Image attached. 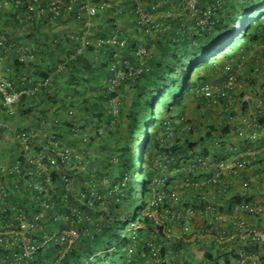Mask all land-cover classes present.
Returning a JSON list of instances; mask_svg holds the SVG:
<instances>
[{"label":"trees","instance_id":"trees-1","mask_svg":"<svg viewBox=\"0 0 264 264\" xmlns=\"http://www.w3.org/2000/svg\"><path fill=\"white\" fill-rule=\"evenodd\" d=\"M4 1H1L0 7V20L4 24L11 20L13 24H21L18 14L23 18L30 15L24 11L25 0H22L24 5L20 8H16L15 0H11V11L14 8V12L5 21L2 16ZM47 1L43 0V3ZM92 1L100 7L104 6L95 18L106 13L112 16L111 35L100 28L87 26L86 21L90 19L92 22L95 18L85 16L79 19V14L83 13L78 9L83 5L80 0L66 1L65 9L59 16L60 22L68 14L70 20L80 27L77 33L70 35L74 44L66 55L59 47L56 54H50L47 62L40 60L38 54L36 61L28 65L16 58L15 74L9 77L2 72L17 87L33 86L22 84L23 74L37 80L51 78L52 83L35 95L23 96L15 113L3 107L0 97V121L10 137L0 140V149L2 143H6L8 146L3 145V151L9 155L7 162L0 158V163L20 162L27 167L26 151L29 145L36 143L30 135L42 129L44 123L45 129L39 134L44 136L40 145L49 148H53L54 144L68 146L82 154L86 171L77 184L81 196L68 192L60 173L55 171L51 174L49 187L53 208L44 210L39 196L45 193L26 191L22 188L23 182L17 184L14 179L6 183L3 181L6 191H0V229L10 221L16 209L22 208L34 213L45 212L46 217L41 221L45 228L41 232L53 235L72 228L79 232V240L66 253L55 238L39 250L30 264H240L243 260H247V264H264V244L238 239L226 250H221L216 242L208 246L207 243L190 245L182 241H162L165 245L161 258L167 255V249H171L170 257L154 261L152 247L161 243V237L153 236V227H156L154 218L146 214L147 210L141 214L139 207L145 193L151 201L155 194L154 181L159 175L171 176L174 170L187 169L178 173L180 179L186 180L191 174L189 168L196 159L208 158L212 150L213 160L216 161L230 144L227 139L235 135L237 126L229 119H235L236 115L230 114L222 122L215 117L208 120L202 115L197 120H201L200 126L196 123L194 129L190 127L194 124L191 116L193 107L187 103H198L199 110L209 108L218 115L227 116L212 110L208 100L199 95L198 90L215 85L216 79L224 76L222 71L225 66L238 55L242 57L264 45V0H226L223 7L213 14L212 24L200 25L193 33L184 31L180 26L181 18H160L157 21L171 23L174 28L168 31L157 28L156 22L141 24L135 10L143 0ZM145 2L149 5L156 0ZM198 2L199 8L205 10L211 0L206 4H202L201 0ZM169 8L171 4L157 11H152V6L147 10L156 15ZM47 16L25 20L35 27L42 23V19L50 21L51 15ZM182 18L186 19L185 16ZM120 22H127L126 27L132 26L135 38H130L121 30ZM190 24L195 25L197 21L192 19ZM89 30L90 33H87ZM2 34L17 42L4 29H0ZM113 36L125 40L126 45L120 48L118 45L99 44L100 40L106 41ZM19 45H30L37 53L32 43ZM142 46L153 48L151 58H137L136 53ZM0 52L3 54L2 50ZM101 57H104L103 60ZM229 65L231 68L236 66L233 63V66ZM128 66L143 71L131 75L127 71ZM123 71L125 75L119 77L118 73ZM59 77H63L64 81L58 82ZM114 81L117 83L114 84ZM115 98H118V104L113 108L110 103ZM251 104L254 102H243L241 110L236 112L248 114ZM8 120L10 124H7ZM256 120V123L264 125V112ZM202 123L206 126L201 129ZM197 130L205 131L192 141L190 135ZM26 137L28 139L24 142ZM251 142L248 139L247 143ZM37 150L42 148L37 147ZM112 169L118 174L115 175ZM245 174L239 179L246 186L236 185L233 180L224 189H220L219 184L212 185L210 188L215 196H210V202L203 201L199 196H189L191 192L183 189V203L195 207L200 203L216 204L222 211L231 208L229 211L232 213L239 205H252L262 188L251 183ZM193 175L206 180L211 177V172L199 168ZM33 180L37 181L35 177ZM38 180L44 183L45 177L41 175ZM142 187L144 192L140 198ZM89 200L94 201L93 206L89 205ZM54 210L59 217L69 216L71 219L55 220ZM238 216L257 218L244 211H238ZM133 223L144 227L127 231L126 226L131 227ZM256 224V228L264 230V224ZM232 229L234 231L235 228ZM35 240L43 242L44 238L40 236ZM4 254L0 251V258Z\"/></svg>","mask_w":264,"mask_h":264},{"label":"built area","instance_id":"built-area-1","mask_svg":"<svg viewBox=\"0 0 264 264\" xmlns=\"http://www.w3.org/2000/svg\"><path fill=\"white\" fill-rule=\"evenodd\" d=\"M0 0V7L1 2ZM11 0H5L2 6L7 7ZM66 1L68 0H48L45 4L43 0H25L26 9L25 12H29V16H25V19L34 17H44L50 14V21L52 23H58L61 10L65 9ZM71 1V0H70ZM83 5L78 9L83 13L79 14V19L82 17L95 18L96 15L103 10L104 6L94 3L92 0H80ZM141 2L135 10V15L139 18L141 24H147L162 19L169 18H181V27L185 32L193 33L200 25H211L212 16L216 11L220 10L226 0H211L205 10L199 8L198 0H156L151 4H147L145 1ZM209 1V0H207ZM147 4V5H146ZM171 4V8L167 11L158 12L156 15L149 13L147 8L152 6V11H157L164 5ZM23 4L22 0H15V7L20 8ZM109 7V4H107ZM183 16L186 19L182 18ZM21 23H24V18L21 14L17 16ZM48 17V16H47ZM195 19L197 24L193 25L188 20ZM87 26L91 27L90 19L86 21ZM157 28H163L164 30H171L174 26L168 24L166 21L158 22ZM90 33V30L87 32ZM107 43L111 45H118L123 48L126 45L125 40H120L119 37L113 36L106 41L100 40L99 44ZM5 53H15L17 59L21 63L29 64L35 62L37 59V53L35 48L30 45H19L17 42L11 40L6 34L0 35V51ZM154 53L153 48L146 49V47H140L136 53L137 58L146 60L151 58ZM118 57V56H117ZM6 60L0 52V65ZM128 63V62H127ZM129 64V63H128ZM227 77L224 84L215 88L213 86H205L198 90V94L204 96L210 107L219 109L220 112L233 114L232 111H237L243 102L251 103L254 99L249 94H244L240 99H236L238 78L232 73L229 66L225 67ZM127 71L131 75H138L143 70L141 68L127 67ZM125 72H119L118 76L123 77ZM22 84H33L31 88L17 87L11 80L3 75L0 71V97L4 108L10 113H15L17 106L23 96L30 97L37 94L43 87L52 83V79L37 80V78H31L28 75H21ZM117 81H114L116 84ZM118 104V98L112 99L110 106L116 108ZM255 106V111L260 114L261 105L251 104ZM42 129H45V124H42ZM254 129L260 130L253 132L250 135L252 141H257L260 136L264 135V127L258 124L253 125ZM40 129L37 133L32 132V139H36V143L29 145V149L26 151L27 167H23L22 163L17 162L13 164L0 163V191L5 192L6 186L4 185L7 180L14 179L17 184L23 182L22 188L26 191L36 190L42 196H39L42 200V206L44 210H51L53 208L52 195L50 193L51 174L58 171L61 175V179L68 192L77 193V196H81L77 184H79V177L86 171L85 160L78 151L72 147H59L54 144V147H43L41 141L43 137L39 136L43 131ZM39 138H38V137ZM27 137L24 142L27 141ZM28 147V142L25 143ZM38 148L42 150L38 151ZM232 156H226L225 158L214 161L211 157H200L196 159L189 168L191 174H188L186 180L180 179L179 172L187 169H177L172 171L171 176L167 174L159 175L155 179V194L149 201L146 214L154 218L156 227H153V236L161 237V243L153 245L152 260L158 261L161 258V252L164 247V242H184L190 245L196 243H204L206 240H212V243H217L221 250H226L233 241L237 239L240 241H250L251 243L264 244V230L256 228L260 219H264V196L256 199L252 205H239L235 208V212L232 213L227 208L222 211L221 207L216 204H199L198 207L193 205H184L182 198L183 189L191 192L189 196H199L200 199L206 202H210L211 197L215 196L212 185H221L219 188L227 185L230 180L239 179L248 170L253 168V162L257 161L259 154H264V146L260 149L249 148L242 150L239 148H232L230 151ZM209 170L211 177L203 180L200 177L197 178L193 175L196 169ZM45 177L44 183L38 180L39 176ZM35 177V180H33ZM16 178V179H15ZM262 190H264V171L257 173L250 180L251 183L259 184ZM5 181V183H3ZM95 184V182H94ZM247 184H244L246 186ZM96 187V185H95ZM188 196V197H189ZM44 197V198H43ZM187 197V198H188ZM186 198V199H187ZM210 200V201H209ZM89 205L93 206L94 201L89 200ZM19 208V207H18ZM2 209V208H1ZM229 211V212H228ZM238 211L248 212L249 214L256 216V219L251 217L238 216ZM75 212V211H74ZM55 220L68 221L71 218L69 216L59 217L56 210L53 212ZM80 215H77V217ZM46 214L44 211L36 212L27 211L26 209H16L10 216V221L0 229V251L5 253L2 256L3 262L6 264H30L33 261L34 256L39 250L45 247L52 239H57V242L63 247L64 253L70 250L79 240L80 234L76 229L57 231L53 235H49L44 231L45 225L41 224V221L45 219ZM259 218V219H258ZM253 223H255L253 225ZM260 224V223H259ZM142 224L131 225V229L143 228ZM232 228H235L234 231ZM161 235V236H159ZM43 237V242L35 240L37 237ZM206 243V242H205ZM167 254L166 257H168ZM167 259V258H166ZM240 264H247V260H243Z\"/></svg>","mask_w":264,"mask_h":264},{"label":"crops","instance_id":"crops-1","mask_svg":"<svg viewBox=\"0 0 264 264\" xmlns=\"http://www.w3.org/2000/svg\"><path fill=\"white\" fill-rule=\"evenodd\" d=\"M71 1H78V0H71ZM201 3L206 4L208 3V1L201 0ZM2 7H3L2 16H3V19H5L6 21V18L10 19L8 15L14 12V8L12 7L13 9L11 11L10 7H4V6ZM67 12H69V10ZM106 14L101 15V17H99L98 19L95 18V20L92 22L90 21L91 27L92 29L94 27L100 28L103 32L105 31L107 35H111L112 31L110 32V30L112 29L111 28L112 16L106 15ZM24 23L13 24L11 20L7 22L6 24H4L0 20V29H4L5 31H7V33L10 34L12 38L15 41H17L18 44L19 43L20 44L32 43L37 49V54H38L39 59L45 60L46 62L48 58H50L49 57L50 54L53 55L56 51H59L58 49L59 47H61V52H64L66 55L67 51H69L74 44L73 37H71L70 35H72L73 33H77V31H79V28H80L77 23H74V21L70 20V15L68 14H66L64 18L62 19V21L61 22L59 21L58 23H51L48 20V18H46V20L42 19V23H39L35 27H33L31 23L27 22L26 20ZM126 23L127 22H124L123 24H121L120 22L119 24L121 25L119 27L120 28L122 27L121 30L122 31L124 30L127 33V35H129L130 38H135V33L131 31L132 26L129 25V27H126L128 26ZM49 47H51L52 50H49L50 49ZM260 47H261L260 51H256L254 54H250V51H249L246 54H244V56L240 57L238 55L236 58H234L232 61L229 62V64L231 63V65L232 63L233 65L236 64V66H233V65L232 66H233V71L235 72L239 80V87L237 88V91L241 93H244L245 91H247L257 96L258 98H262L264 94V46H260ZM2 53L4 54L3 56L6 57V60L2 65H0V71L3 72L5 75H9V77H12V75L15 74V67H16L15 64H16L17 56L15 53H12V54L5 53V52H2ZM103 58L104 57H101V60H103ZM223 78L224 76L218 77V79H216L215 81V85L213 86L220 87L223 84V81H224ZM61 81H64L63 77L58 78V82H61ZM187 104L188 106H193V108L199 107L198 103L193 104V102L191 103L190 101H188ZM207 111L208 113L212 115L211 119H213L214 117L215 119H218V121L222 119L220 118L218 114L214 113L213 111H210L209 108L207 109ZM240 119L241 120L240 121L238 120L236 123V126H237L236 135L233 136L232 140L234 144H236L237 146H240L241 148L249 147L251 146V143H247L248 140L246 139L245 135H248V133L250 132V129L244 125V124H247L246 122L248 120V116H245V114L242 113ZM3 150H4V147L2 145V149H0L1 151L0 158L3 159L2 161L7 162L9 155H7ZM254 175H255V170H252V169L248 170L245 174L246 178H249V179H252ZM238 182L239 184L243 185V182H240V179L236 180V183ZM205 242L208 244V246L210 243L212 244V240H206ZM198 243L201 244L200 242ZM170 253H171V249H167L166 254H170ZM0 264H6V263L2 262L0 258Z\"/></svg>","mask_w":264,"mask_h":264},{"label":"clouds","instance_id":"clouds-1","mask_svg":"<svg viewBox=\"0 0 264 264\" xmlns=\"http://www.w3.org/2000/svg\"><path fill=\"white\" fill-rule=\"evenodd\" d=\"M264 46V45H263ZM143 47V46H142ZM226 66H229L230 68H231V66L229 65V64H227ZM225 66V67H226ZM225 69V68H224ZM223 69V70H224ZM231 70H232V73H235L234 71H233V68H231ZM224 72V81H223V84H224V82H225V79H226V77H227V73L225 72V70L223 71ZM237 76V75H236ZM238 78V77H237ZM238 82H239V80H238ZM222 84V85H223ZM221 85V86H222ZM220 86V87H221ZM214 87V86H213ZM216 87V86H215ZM237 91V90H236ZM244 94H249L250 96H252L253 97V99H254V102H255V104H260L261 105V109H260V114H256L257 112H254L255 111V106H251L250 107V110L248 111L249 113L248 114H246L245 116H248V120H247V124H244L246 127H248L249 129H250V132L248 133V134H252L253 132H255V131H258L259 133H260V130H258V129H254V127H253V125L254 124H258V123H256L257 122V120H256V117L258 116V115H261L264 111V97H262V98H258V97H255L253 94H251V93H249V92H244V93H236V95L238 96V98L240 99ZM235 95V96H236ZM237 98V99H238ZM210 106V105H209ZM241 108H242V106L238 109V110H241ZM211 109L212 110H214V111H216V112H220V110L219 109H214V108H212L211 107ZM221 113V112H220ZM234 114H232V115H236V117H235V119L236 120H241L240 119V117H241V115H242V112H233ZM250 117H251V119H250ZM234 125L236 126V122L234 123ZM258 125H260V126H263L264 127V125H262V124H258ZM235 132H236V130H235ZM235 132H234V134H235ZM236 135V134H235ZM248 139H250V136H248L247 137ZM231 139V138H230ZM247 139V140H248ZM258 139H261V140H257V141H253V142H251V146H249V147H247V149H249V148H254V149H257V150H260L263 146H264V135L263 136H260ZM251 140V139H250ZM234 146H236L235 148H239L240 149V146H237L236 144H234L233 143V140L231 139L230 140V144L227 146V149H228V153H225L224 152V149H223V152L221 153V158L220 159H222V158H225L226 156H229L230 154V150L232 149V148H234ZM211 156H209V157H211L212 159H213V152H211ZM260 156H263V157H260ZM215 160V159H214ZM219 160V159H218ZM259 161H261L262 163H260L259 164ZM255 163H253V168H251L252 170H255V175H256V172L257 173H262L263 171H264V154H259L258 155V159H257V161H254ZM254 175V176H255ZM253 176V177H254ZM252 177V178H253ZM261 181V187L259 186V184H257L258 185V187L259 188H262V183H263V180H260ZM245 183L243 182V185H244ZM264 194V190H262V191H259L258 193H257V198L259 199L262 195ZM264 220V219H263ZM171 242V241H170ZM178 243H181V242H178ZM167 255H165L164 257L165 258H169V256H170V254L168 255V257H166Z\"/></svg>","mask_w":264,"mask_h":264},{"label":"rangeland","instance_id":"rangeland-1","mask_svg":"<svg viewBox=\"0 0 264 264\" xmlns=\"http://www.w3.org/2000/svg\"><path fill=\"white\" fill-rule=\"evenodd\" d=\"M226 2V1H225ZM225 2H224V4H225ZM11 4H9V5H7V7H10L11 8ZM25 20V19H24ZM188 22H191V20L189 19L188 20ZM261 47H257L256 49H252V50H250V54H254L256 51H258V49H260ZM224 71V70H223ZM222 71V72H223ZM235 74V73H234ZM236 75V74H235ZM263 79V78H262ZM261 79V80H262ZM261 82V81H260ZM262 83V82H261ZM238 84V86L237 87H239V82L237 83ZM215 88H219V87H215ZM262 89V88H261ZM238 92V91H237ZM245 92H247V91H245ZM238 93H241V92H238ZM257 97V96H256ZM263 97H264V94H263ZM235 98L237 99L238 98V96L236 95L235 96ZM190 107H193V106H190ZM198 109H199V107H198ZM197 109V107H194L193 108V114L191 113V116H192V121L194 122V124H192L190 127L191 128H194V125H195V127H196V123L197 124H199V126H200V123H201V120L200 121H197L199 118H201L202 117V115L203 116H205V118L206 119H211L212 117V115L210 114V113H208V111H207V108H200V110H198ZM220 109V108H219ZM221 110V109H220ZM218 113H220V112H218ZM222 114H227V116L225 117V115L224 116H221V114H219V116H220V118H222L221 120H219L220 122H222V121H224V119H226V118H228V117H230L231 115L229 114V113H223V111H222ZM2 118V115H0V119ZM230 121H231V123L232 124H234L235 123V121H238V120H236V119H233V118H230L229 119ZM8 123L7 124H10L11 122L8 120L7 121ZM203 125H201V129L204 127V126H206L205 125V123H202ZM2 126H4V124L0 121V140H2V138H4V137H6L7 135H8V130H7V128H4V127H2ZM195 129V128H194ZM204 131L205 130H197V131H195L192 135H190L191 137L190 138H192L193 140L192 141H194V138H197L198 137V134L199 133H204ZM235 134H236V132H235ZM248 136H250V134H248V135H245V137H246V139H248L247 137ZM8 138H10V137H6L5 139H7L8 140ZM229 138H231V139H233V136L231 135V136H229L228 137V142H230V140L231 139H229ZM198 139V138H197ZM6 143H2V145H5ZM7 145V144H6ZM5 145V147H7ZM244 150H247V147H244L243 148ZM210 153L212 152V150H210L209 151ZM224 152L225 153H228V149H227V147L224 149ZM230 154V153H229ZM230 156H232L231 154L229 155V158H230ZM7 160V159H6ZM112 172L116 175V174H118V171H116V170H113L112 169ZM111 176L113 177V175L111 174ZM114 178V177H113ZM233 180H235L234 182L236 183V179H233ZM236 185H240L239 184V182L238 183H236ZM143 192H144V188L142 187L141 189H140V193H139V196H140V198L142 197V195H143ZM148 201H149V196L145 193V197L141 200V203L139 204V207H140V212H141V214H144L145 212H146V210L148 209ZM263 215H264V212H263ZM257 222V221H256ZM259 223H261V224H264V222H262V219H260V222ZM126 229H127V231H131L130 229H131V227L129 226V225H127L126 226ZM34 264V263H33Z\"/></svg>","mask_w":264,"mask_h":264}]
</instances>
